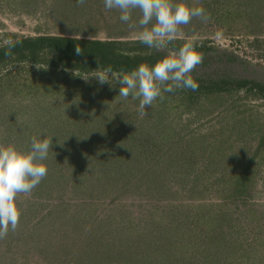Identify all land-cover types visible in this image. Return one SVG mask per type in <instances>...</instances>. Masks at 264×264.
Returning <instances> with one entry per match:
<instances>
[{
	"label": "rangeland",
	"instance_id": "374dc122",
	"mask_svg": "<svg viewBox=\"0 0 264 264\" xmlns=\"http://www.w3.org/2000/svg\"><path fill=\"white\" fill-rule=\"evenodd\" d=\"M181 2L210 19L157 50L103 0H0V48L60 36L168 55L193 41L203 62L190 75L205 86L162 92L141 116L105 70L70 68L47 47L0 60V144L52 137L0 264H264V95L242 84L264 86V0Z\"/></svg>",
	"mask_w": 264,
	"mask_h": 264
},
{
	"label": "clouds",
	"instance_id": "9594fccd",
	"mask_svg": "<svg viewBox=\"0 0 264 264\" xmlns=\"http://www.w3.org/2000/svg\"><path fill=\"white\" fill-rule=\"evenodd\" d=\"M86 0H77V6L84 5ZM106 11L116 10L119 19L128 27L138 31L139 40L150 48L160 50L173 41L180 31L181 25L190 23L193 17L207 22L210 17L202 7H189L186 3H174V0H103ZM138 10L141 18L132 21L133 11ZM153 21H155L153 23ZM151 25V26H150ZM10 49L18 41H4ZM81 53V48H76ZM203 55L196 51L193 41H188L178 50H171L167 56L154 66L141 64L129 72L121 70L113 73L111 66L106 73L117 77L120 86L121 100L139 99L138 111L141 116L147 115L146 106L152 107L153 102L162 92H172L177 88H190L195 91L198 84L190 75L198 65L202 64ZM40 68L39 65H36ZM85 80L87 77L82 76ZM103 85L109 79L104 72L95 76ZM43 138L32 137L28 150H21L13 143L0 144V240L5 239L9 231H15L19 225L22 210L19 197L30 195L47 175L49 150L52 137L45 132Z\"/></svg>",
	"mask_w": 264,
	"mask_h": 264
},
{
	"label": "trees",
	"instance_id": "16d2710c",
	"mask_svg": "<svg viewBox=\"0 0 264 264\" xmlns=\"http://www.w3.org/2000/svg\"><path fill=\"white\" fill-rule=\"evenodd\" d=\"M114 43L109 41L100 40H88L79 38H69L60 36H38L35 38H24L22 41L15 44L10 49L11 54L18 53L17 57H24V50H28L32 57L35 56L36 51H39L41 47H47L54 50L57 53V58L64 62L65 65L72 68L83 70L85 68H98L105 70L111 66L113 72H131L138 68L141 64H147L154 66L158 61L163 59L167 55H162L159 52H152L147 54H131L117 52L110 46ZM81 48V53L77 55L76 48ZM9 48L7 45L0 48V60H3L9 54ZM10 54V55H11ZM23 54V55H22ZM198 84V78L192 77ZM217 84V83H216ZM231 84V83H230ZM242 84L251 85V88L256 87L264 95V86L258 83H251V81L245 80ZM202 87L198 84L197 91H200Z\"/></svg>",
	"mask_w": 264,
	"mask_h": 264
}]
</instances>
